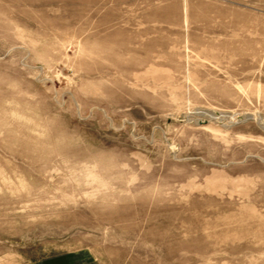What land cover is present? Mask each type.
Here are the masks:
<instances>
[{
  "label": "rangeland",
  "instance_id": "374dc122",
  "mask_svg": "<svg viewBox=\"0 0 264 264\" xmlns=\"http://www.w3.org/2000/svg\"><path fill=\"white\" fill-rule=\"evenodd\" d=\"M0 264H264V0H0Z\"/></svg>",
  "mask_w": 264,
  "mask_h": 264
}]
</instances>
